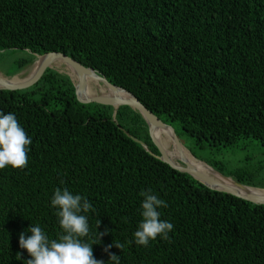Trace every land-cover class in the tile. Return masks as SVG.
I'll use <instances>...</instances> for the list:
<instances>
[{
    "label": "trees",
    "instance_id": "trees-1",
    "mask_svg": "<svg viewBox=\"0 0 264 264\" xmlns=\"http://www.w3.org/2000/svg\"><path fill=\"white\" fill-rule=\"evenodd\" d=\"M48 52L133 93L183 143L251 139L264 149V0H0V72L17 74ZM0 113L14 114L32 141L26 167L0 169V264L31 258L19 246L31 226L50 240L64 234L51 205L57 188L92 205L80 239L104 264H115L109 253L119 264H264V204L212 190L152 155L123 131L158 154L136 110L80 103L69 76L47 68L28 88L0 89ZM197 158L264 188V156L231 169ZM149 189L174 227L142 246L134 232L139 193Z\"/></svg>",
    "mask_w": 264,
    "mask_h": 264
},
{
    "label": "clouds",
    "instance_id": "clouds-1",
    "mask_svg": "<svg viewBox=\"0 0 264 264\" xmlns=\"http://www.w3.org/2000/svg\"><path fill=\"white\" fill-rule=\"evenodd\" d=\"M31 143V139L14 114L0 113V169L6 166L26 167L28 146ZM139 195L144 199L141 203L142 220L134 232L135 243L147 246L149 240L156 239L158 235L168 239V232L174 226L170 222L161 220L157 211L159 207H167L166 202L152 194L150 189L141 191ZM51 205L58 209L56 215L64 234L58 239L50 240L38 225L28 229L31 235L27 237L21 232L19 246L31 257L26 260V264H104V261L93 257L91 247L93 243L88 244L80 239L89 234L87 217L81 213H87L92 209L90 202L79 194L73 195L66 188L63 190L57 188L51 198ZM103 234L99 233V237ZM115 246L119 249L123 248L122 244ZM110 247L111 245H108L104 250L107 252ZM109 259L119 264V256L109 253Z\"/></svg>",
    "mask_w": 264,
    "mask_h": 264
},
{
    "label": "water",
    "instance_id": "water-1",
    "mask_svg": "<svg viewBox=\"0 0 264 264\" xmlns=\"http://www.w3.org/2000/svg\"><path fill=\"white\" fill-rule=\"evenodd\" d=\"M38 57H45V59H43V61H41L39 63L37 69L35 70V72L32 75H30L29 77L25 78L24 80H22L20 82L13 83V82H9L7 80L8 78L12 79L14 77H17L18 73L14 74L12 76H5L4 74H2L0 72V74H2L4 76V78H1V79H3L5 82L4 84L0 83V89L20 90V89H25V88H28V87L34 85L41 78V76L43 75V73L45 72V70L47 68H52L50 63L56 59H60V60L64 61L65 63L71 65L76 71L81 73L78 82L75 83V95H76L77 100L80 103L95 102V103H99V104L110 105L114 108L115 111L118 108V106L127 105L130 108H132L133 110H136L137 112H139V114L141 115V117L144 119V121L146 122V124L148 126V133H149L150 140H151L152 144L156 147L158 154L153 153L143 141L139 140L138 138H135L134 136H132L127 131H125V130H123V131L133 141L141 144L152 155L158 157L160 160L167 163L170 167H172V168H174L180 172H184V173L191 175L194 179L198 180L199 182H201L202 184H204L205 186H207L208 188H210L212 190L229 193V194L234 195L238 198L247 200V201L255 203V204H264V195L258 196L257 194H253L250 191H248V193L247 192L241 193L239 191H236V189L228 187L224 184H219L218 187H217V185L212 186L211 184L214 183L212 178L201 173L196 167L190 165L186 160H184L182 158H177L176 164L171 162L172 159L168 156L166 150L160 145L161 141H160L159 137L152 133V128H161V129H163L165 127L169 128L170 131L172 132V136H171L172 141H173L174 145L176 146V148L179 149L180 146H184V145L181 143L180 139L178 138L174 127L172 125H169V124L163 122L156 114H154L144 104H142L138 100V98L133 93H131L130 91L125 90L119 86H116V85L110 83L104 76L97 73L93 68H90V67L84 65L81 61H79V60H77V59L73 58L72 56H69L65 53L48 52V53L42 54ZM84 75H87L89 78L95 80L96 82L104 83L112 91H114L116 89L121 90L122 92H124L127 95V98L121 99L120 97L114 96V95L103 96V95H92V94L88 93V90H86V87H85V81L83 79ZM119 128L122 129L120 126H119ZM194 159H196V158H194ZM203 163H205V162H203ZM219 175L223 178H230V177L224 176L221 173H219ZM231 180L233 181V183L236 186H239L241 188H254V189L264 190V188H256V187L244 185V184H242L236 180H233L232 178H231Z\"/></svg>",
    "mask_w": 264,
    "mask_h": 264
},
{
    "label": "bare ground",
    "instance_id": "bare-ground-1",
    "mask_svg": "<svg viewBox=\"0 0 264 264\" xmlns=\"http://www.w3.org/2000/svg\"><path fill=\"white\" fill-rule=\"evenodd\" d=\"M42 55V54H41ZM40 55H36V59L33 61V64L30 66V69L26 73L25 76L23 77H14L12 79H7L9 82H20L22 80H24L25 78L29 77L38 67L39 63L41 61H43V59H45V57H38ZM51 65V69L56 70L59 73H64L66 75L69 76V78H71V82L72 84L75 86V83L78 82L79 78H80V72L76 71L71 65L65 63L64 61L60 60V59H56L54 61H52L50 63ZM3 76L2 74H0V83L4 84V80L1 78ZM83 79L85 81V87L86 90H88V93L92 94V95H103V96H118L121 99H126L127 95L122 92L121 90H114L112 91L107 85L105 84H99L98 82H96L95 80L89 78L87 75L83 76ZM94 86V88H92ZM123 88V87H121ZM125 89V88H123ZM127 90V89H125ZM152 133L155 134L156 136L159 137L160 141H161V146L166 150L168 156L172 159L171 162L175 163L177 158H182L184 160H186L190 165L196 167L201 173L209 176L210 178H212V180L214 181L213 184H211L212 186H216L218 187L219 184H224L228 187L234 188L236 189V191H239L241 193H245L248 191H250L253 194H257L258 196L264 195V190H259V189H254V188H241L239 186H236L233 181L231 180L232 177L230 176H226V177H230V178H223L219 175L220 172L216 171L215 169H213L211 166H209L207 163V165L205 163H203V161L201 160H197L194 159L195 157L193 156V154L185 147V146H180V148H176V146L174 145L173 141H172V135L170 134V132L165 128L161 129V128H152ZM194 157V158H193ZM225 176V175H224ZM233 179V178H232ZM234 180V179H233ZM257 188V187H256Z\"/></svg>",
    "mask_w": 264,
    "mask_h": 264
},
{
    "label": "rangeland",
    "instance_id": "rangeland-1",
    "mask_svg": "<svg viewBox=\"0 0 264 264\" xmlns=\"http://www.w3.org/2000/svg\"><path fill=\"white\" fill-rule=\"evenodd\" d=\"M11 56H15V55H11ZM33 61L24 70L19 72L17 75L19 77L25 76L26 73H24V72H27L30 69V66L33 64ZM1 77H3V76H1ZM98 83L102 84V82H98ZM92 88H94V86ZM180 141H181V139H180ZM184 141H185V143H183L182 141H181V143L186 148L189 147L192 150L191 153L193 154V156L195 158L199 157V158H202L204 160L218 162L223 167L228 168V169H231L233 167H237L238 162L241 160L250 159L253 161H257L264 156L263 155V151H264L263 147L259 146V143L257 141H254L251 139L241 140L237 143V145L235 147H228V148H226V147H218V148L208 147V148H206V146H203L201 148L200 146L195 145V143L192 142L191 140L184 139ZM189 148H187V149L190 150ZM172 159H175V158H172ZM198 160H201V159H198ZM173 161L176 162V160H173Z\"/></svg>",
    "mask_w": 264,
    "mask_h": 264
}]
</instances>
